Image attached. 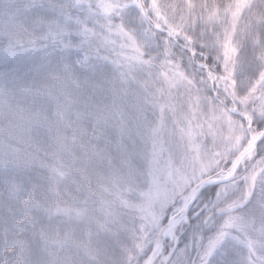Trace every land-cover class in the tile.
I'll return each mask as SVG.
<instances>
[{
  "label": "snow or ice",
  "instance_id": "obj_1",
  "mask_svg": "<svg viewBox=\"0 0 264 264\" xmlns=\"http://www.w3.org/2000/svg\"><path fill=\"white\" fill-rule=\"evenodd\" d=\"M0 264H264V0H0Z\"/></svg>",
  "mask_w": 264,
  "mask_h": 264
}]
</instances>
